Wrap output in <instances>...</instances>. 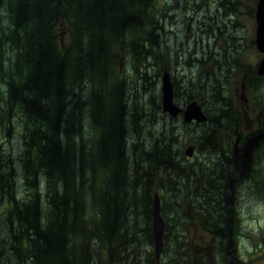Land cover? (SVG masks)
Listing matches in <instances>:
<instances>
[{"label":"trees","instance_id":"obj_1","mask_svg":"<svg viewBox=\"0 0 264 264\" xmlns=\"http://www.w3.org/2000/svg\"><path fill=\"white\" fill-rule=\"evenodd\" d=\"M155 1L0 0V264H76L77 237L81 252H89L90 240L107 244L112 261L111 244L117 237L131 241L123 228L129 221L126 208L134 206L136 212L143 206L150 228L154 186L161 193L166 230L167 210L174 208L188 223H216L212 234L228 239V208L221 212L223 226L208 212L209 201L226 203L228 180L220 192L211 186L215 179L204 175L217 142L210 140L212 134H201L199 160L180 159L179 129L162 126L165 115L158 101L142 90V85L152 84L146 80L158 46ZM66 34L71 43L64 40ZM121 50H130L143 65L130 67L118 59ZM128 96L141 98L140 115H145L144 103L146 114L160 110L155 125L168 129L169 135L147 123H132L137 107L126 125L121 117ZM14 124L21 129L22 146L11 158L2 144ZM201 141L210 146L205 149ZM139 144L143 146L138 151ZM139 156L143 160H136ZM15 162L23 198L15 196ZM174 186L184 194L175 195ZM175 225L183 228L185 221ZM236 226L233 221L234 233ZM148 237L152 245L149 232ZM168 238L165 235V242Z\"/></svg>","mask_w":264,"mask_h":264},{"label":"rangeland","instance_id":"obj_2","mask_svg":"<svg viewBox=\"0 0 264 264\" xmlns=\"http://www.w3.org/2000/svg\"><path fill=\"white\" fill-rule=\"evenodd\" d=\"M202 0H195L194 3L201 2ZM162 8L163 10L168 11L169 14H174L176 11L171 10V8L175 5V1L173 0H161ZM181 5L180 3L177 4ZM151 9V8H150ZM152 11V10H151ZM181 13V12H180ZM191 15V14H190ZM163 24L170 27L169 29V36L172 38L173 43V53L174 50H177L176 47H179V43L173 39V31H177L175 29L176 26H178V23H173L172 20H164ZM179 36L185 37V29L181 30L178 33ZM170 38V39H171ZM64 40L67 43H71V37L69 35L64 36ZM249 42V39H243V44H247ZM191 46V44H189ZM183 47H186L187 45H182ZM121 53L118 55V59H124L133 65V67H140L141 64L143 65V62L139 61V63H136L133 59L132 54L130 53V50L128 52H123V50L120 51ZM158 52V48H157ZM157 52H155V61H154V67L153 70H151L147 77L150 79H147L148 83L152 82L151 85L147 84L142 85V90L144 94L149 96L154 100L156 105H159L160 110L162 111V105H161V76L165 73H168L170 76L171 81L173 82V95L177 97V101H175V105H179L180 107H183V104L186 102H196L198 105L202 106V109L207 112L208 114V108H215L219 111H225V106L228 108V110L225 112V114L220 116V113L213 116L212 120L214 121L211 123V117L205 116L206 120L201 123H193V124H187L188 129H183L182 125V119L183 115L178 114L176 117H170L169 115L165 114L163 111L162 113L165 115V119L163 121L165 122L164 126L165 128L169 125L176 126L179 131L178 132V140L179 145L176 148V151L178 152V156L180 159L186 158L184 155L185 149L188 148V146L195 145L196 146V153L192 158H189V160H199L198 153L200 152V141L199 138L201 137V134L209 135L212 134V137L210 140L216 143V147L219 149H223L226 153L227 159L223 162L219 157L216 155H211L214 160L210 163V165L207 166V169L205 170V174L209 179V174L214 173V171H221L219 176L216 177V180L218 181V184L220 185L222 189L221 183L225 180H228L230 176V172L233 169V164L229 160V157L233 158L232 150H233V143L236 140L235 132H237V126L238 129H242L243 126H245V123L243 122V115L239 114L238 110L239 107L237 106V103L235 102L236 96L234 94V88L237 86L242 76L245 74H251V71L247 70L245 65H243V69H241L240 66H238L235 70H228L231 75H227V87L229 89V98L226 97L224 104L218 103L219 100V87L216 89V92L211 91V96H206L205 90L201 88L202 81H200L199 77L197 75H194L195 73H198V75H202V69L197 68L191 70L190 66L192 65H185L183 66H177V65H169L166 60L163 62L160 58V55L157 56ZM200 52V50H199ZM252 51H247L246 53L239 54L236 59H238V62L244 63V61L254 63L255 60L258 58L257 55L253 54ZM165 58L167 55L164 56ZM200 57V55H199ZM207 58V56H205ZM259 55V60H260ZM187 62V61H186ZM163 63V64H162ZM187 64V63H186ZM189 64V63H188ZM247 64V63H246ZM125 66L122 65L121 68H124ZM194 67V66H192ZM210 73H212L210 71ZM151 74L155 75L152 76ZM193 76V77H192ZM152 79V81H151ZM187 81L191 82V85H187ZM187 85V86H186ZM77 91V90H76ZM76 95L80 96L76 92ZM82 96V95H81ZM86 97V95H84ZM144 99L145 97L142 96ZM129 98V96L127 97ZM129 98L127 100V111L123 114L121 117L122 120L125 121V124L128 125L131 123V119L133 117V113H131V109L133 107H137V112L139 110V103H140V97H138L137 101H133V98ZM193 100H189L192 99ZM258 100L261 106H264V90L261 93V95L258 94ZM183 103V104H182ZM152 104V103H151ZM145 106V115H140L139 112L133 117L132 123L134 122H140L142 126L148 127L151 129H154L157 131H163L165 128H161L159 126H156L155 123L158 125V123L155 121L158 117L156 115L159 111L155 110V115L152 116L150 114H146V108L147 105L144 103ZM81 110V109H80ZM79 110V115H80ZM134 111V109H133ZM136 112V111H135ZM151 112V111H147ZM85 111H83L84 117L87 115L84 114ZM119 115H115V119H117ZM155 117V119H154ZM220 117V120L218 122L220 125L218 126L215 121H217V118ZM113 121V120H111ZM117 121V120H116ZM161 122V121H160ZM72 123L71 125L76 128L75 124L76 122L70 121ZM147 123L148 125H146ZM240 123V124H239ZM84 127L82 128L83 131ZM167 130L166 134L169 135V130ZM164 134L166 137L167 135ZM3 140V153L6 155H9L11 158L16 157L18 155V151H20V148L22 146V136H21V129L18 124H14L13 127H11L10 132L4 136ZM79 141V139H77ZM204 143V141H201ZM147 143V141H146ZM207 146H210L207 143H204ZM153 143L151 144V146ZM143 144H139L137 146L138 148H141ZM167 147V145H162V148ZM139 151V150H138ZM141 152V151H140ZM193 153V152H192ZM207 153V152H206ZM130 154H133V152L130 151ZM141 154V153H140ZM143 160L142 156H139L136 160ZM180 160V161H184ZM144 162V161H143ZM145 163V162H144ZM146 165H149L145 163ZM252 164H253V174L252 176L247 180L246 178L243 179L241 182H239L232 193V206L236 207L235 211L232 208V211H234L237 214V217L234 216V213L232 215L231 213V234L234 239L233 243V252L234 255L237 256V259L240 261L239 264H264V145H260L258 149L252 154ZM19 164L15 162L14 170L17 172L16 174V195L19 198H23L25 195V189L23 182L19 179ZM147 168V167H146ZM247 180L246 183H242L243 181ZM192 184V183H190ZM155 187V188H154ZM152 189L153 191L157 190V187L154 186ZM192 187V185H191ZM175 188L174 194H184L180 190L179 187ZM141 195V193H140ZM160 199V197H159ZM227 202V199H226ZM161 199H160V209L161 208ZM153 206V197L152 202L150 205V210H152ZM133 208L130 207L126 208L125 214L127 216V219L129 220L126 222L123 228H125V231L127 232V238L131 239V241H125L124 238L117 237V242H114L111 244V252L114 255V258L112 261H110V264H154L155 256L153 253V244L150 245L148 232L151 234V224L150 228L147 230L146 225V217L147 214L145 212V209L143 206H140L136 212H133ZM168 220L170 223L168 224V229L165 227L164 231V246L162 253L160 255L159 261H156V264H218V262L221 259V262L224 264V262H228V259H224L222 255V250L225 249L224 245H227L226 239H220L221 241H224L222 246H219L218 242H210L207 243L208 238H213L214 240H217L216 236L212 234L214 225L216 223H208L204 227V223L201 220H197L196 222H190L185 219V215L180 210H176L173 208L172 211H168ZM161 215L162 211H161ZM235 217V220H234ZM164 218V216H163ZM185 221V231H182V228L178 226L177 231H174V222L177 220L179 222H182V220ZM200 218V217H198ZM217 220H222L224 222V218L221 217V212L215 216ZM174 221H173V220ZM165 220V218H164ZM228 221V218L227 220ZM233 221H236V233H234L232 229V223ZM228 224V222H227ZM146 225V226H145ZM210 225V226H208ZM227 226V225H226ZM146 227V229H145ZM241 233H240V231ZM122 230V229H121ZM123 231V234H125V231ZM186 234V235H184ZM165 235L169 236L167 239L168 241L165 242ZM184 235V236H183ZM185 241L187 244L186 247H178L176 244V241ZM123 240V241H122ZM76 248H75V254L77 256L76 264H85V261L87 264H109L110 259V247L107 244H102L103 242L97 241H91L89 242L90 248H88L89 252H81V243L78 237L76 238ZM123 242V243H122ZM210 249L214 255V260H209V258L204 255V257L201 254V251L204 249L207 250ZM188 250V255L187 254ZM206 250H204L206 252ZM150 251V252H149ZM149 252V254H148ZM88 253V255H87ZM90 253V255H89ZM179 253H184V255L181 258H178ZM178 258V260H177ZM171 259L176 260L177 262H172ZM211 259V258H210ZM213 261V262H208ZM225 263V264H226ZM5 264H8L7 261H5ZM220 264V262H219Z\"/></svg>","mask_w":264,"mask_h":264},{"label":"flooded vegetation","instance_id":"obj_3","mask_svg":"<svg viewBox=\"0 0 264 264\" xmlns=\"http://www.w3.org/2000/svg\"><path fill=\"white\" fill-rule=\"evenodd\" d=\"M173 1H175V5L171 8V10L176 11L174 14H169L168 11L163 10L161 0L155 1L158 31L157 56L160 55V58L163 62L166 60L169 65H177L178 67L192 65L194 67L190 66V68H192L191 70L196 69V71L197 68H201L202 75H198V73H195L194 75H197L200 81L204 83L203 87L207 97L211 96V91L216 92V89L219 87V104H224L226 97L229 98V89L226 83L228 79L227 75H231V73H229L228 70L233 71L238 66L243 69V65H245L247 70L251 71L250 76L249 74L243 75L240 83L234 88V94L236 96L235 102L239 107L238 112L239 114L243 115V122L245 123V126H243L241 130L238 129L237 126V132H235L236 140L233 143V149H237V156H239L243 153V148L247 144V141L250 139V137L258 136L264 133V106H261L258 100V94L261 95L264 90V74L261 76L258 75V68L260 61L263 58V53L259 51L257 44L258 32L264 35V0H202L198 3H194L195 0ZM178 3L181 5L177 6ZM170 19L173 23H178V26L175 27L177 31H173L172 33L174 36L173 39H175L180 46L176 47L177 50H174V53L172 51V38L169 36L170 27L163 24L164 20ZM183 29H185V37L178 35V33ZM243 39H249V42L244 45ZM189 44H191V46ZM182 45L187 46L183 47ZM247 51H252L254 52L253 54L258 56L255 62H238V59H236L237 56L243 52L246 53ZM165 55H167L166 58L164 57ZM259 55L261 57L260 60ZM205 56H207V58H205ZM152 60L155 61L154 58ZM210 71L212 73H210ZM173 101L174 103L177 101V97L174 95ZM191 102H186L185 104L182 103L183 107H180L179 105L177 106L182 111ZM199 107L204 118L205 116L213 117L218 113H220L221 116L228 110L226 106L225 111H219L215 108H208L207 114V112L202 109V106L199 105ZM182 122V125L184 124L187 126L183 119ZM193 123L194 122L189 124L191 125ZM260 145H264V138L261 139L258 147ZM191 147L193 148V154L189 158H192L196 153V146L191 145ZM258 147L253 149L251 158L252 154H254ZM204 148L207 149L208 146L205 145ZM234 151L235 150H232V155L234 154ZM215 155L219 157L221 161L227 159L226 153L223 149L217 148V151L214 153V156ZM234 158L235 157H229V160L233 164V169L230 172V176L225 188V198L227 199V202L217 204L209 201L212 206L208 208L209 213L214 212L216 215H218L220 212L224 211L225 207H230V209L234 208V211L236 209V207H231V202L230 206L228 205L229 183L241 172V164L243 159L237 158L234 160ZM250 166L251 169L249 175L243 179L246 178L248 180L253 174L252 172L254 169L252 159ZM220 172L221 171H214L215 174H210V177L216 181V184H211L212 188L222 192L224 188L222 186L221 189L218 181L216 180V177L219 176ZM243 179H235L233 185L231 186V201L235 186ZM247 180L243 181L242 183H246ZM153 189L151 190V197H153L155 194H157L158 197H161V193L158 188V191H153ZM209 195L212 196L213 193H209ZM214 213L212 214L214 215ZM218 224H222L223 226V219L219 220ZM185 228L186 226L184 225L182 231H185ZM177 230H179L178 225L174 227V231ZM215 241L219 243V246H222L224 243V241H221L220 239L214 240L211 237L207 239V243ZM183 243H185L184 240ZM224 246L225 249L222 250V255L226 260L228 259L226 254L227 245ZM204 250L201 251L202 256L204 257V255H206L209 260H214L212 251L210 249L208 250V248L206 252ZM219 262L220 264H223L221 259ZM225 263L226 262H224V264ZM239 263L240 261L237 259V256H235V264Z\"/></svg>","mask_w":264,"mask_h":264},{"label":"water","instance_id":"obj_4","mask_svg":"<svg viewBox=\"0 0 264 264\" xmlns=\"http://www.w3.org/2000/svg\"><path fill=\"white\" fill-rule=\"evenodd\" d=\"M259 51L263 53V58L259 64L258 68V75L261 76L264 74V35L260 32H258V41H257ZM161 94H162V110L164 113H167L168 115L172 117H176L181 111L180 108H178L174 102H173V86L170 81V77L168 73H165L162 76L161 79ZM184 117L185 123H191L192 121H195L197 123H201L205 120L200 107L196 104V102H191L187 105L186 109L182 112ZM264 138V133L258 136L250 137L247 144L243 148V153L239 156L237 149H234V157L235 159L244 158V162L241 164V172L235 176L229 183V192H228V205L230 206V188L233 185L235 179H242L244 177H247L249 175L251 166V153L253 149L257 148L260 144L261 139ZM193 152L192 147H188L185 150L186 156H191ZM236 155V156H235ZM244 163V164H243ZM242 168L244 169V173H242ZM228 239H227V246H226V254L229 258V261L226 264H235V256L233 254V243L234 239L231 234V209L229 207L228 210ZM151 235H152V241H153V253L155 256V260L158 262L160 255L163 250L164 246V231H165V221L164 218L161 215V209H160V199L157 194L153 197V206H152V212H151Z\"/></svg>","mask_w":264,"mask_h":264},{"label":"bare ground","instance_id":"obj_5","mask_svg":"<svg viewBox=\"0 0 264 264\" xmlns=\"http://www.w3.org/2000/svg\"><path fill=\"white\" fill-rule=\"evenodd\" d=\"M261 135V134H260ZM248 142V141H247ZM247 146H248V144H247ZM243 162H244V158H243ZM244 164V163H243ZM245 171H244V169L242 168V173H244Z\"/></svg>","mask_w":264,"mask_h":264}]
</instances>
